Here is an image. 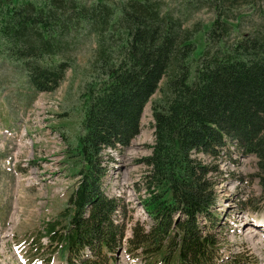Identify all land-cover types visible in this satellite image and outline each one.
Instances as JSON below:
<instances>
[{
    "label": "trees",
    "instance_id": "obj_1",
    "mask_svg": "<svg viewBox=\"0 0 264 264\" xmlns=\"http://www.w3.org/2000/svg\"><path fill=\"white\" fill-rule=\"evenodd\" d=\"M255 2L184 0L186 12L205 8L212 17L183 26L164 0H0V56L21 68L34 92L63 80L77 30L96 41L93 76L78 98L81 133L66 152L77 178L39 230L65 262L109 264L125 245L142 264H213L223 237L215 179L231 149L256 158L261 194L247 202L264 204V31L239 29ZM147 102L152 142L137 185L148 220L127 226L123 196L101 190L109 160L100 151L129 145Z\"/></svg>",
    "mask_w": 264,
    "mask_h": 264
},
{
    "label": "rangeland",
    "instance_id": "obj_2",
    "mask_svg": "<svg viewBox=\"0 0 264 264\" xmlns=\"http://www.w3.org/2000/svg\"><path fill=\"white\" fill-rule=\"evenodd\" d=\"M183 1L164 0V6L180 17L183 26L195 22L203 26L209 23L212 16L208 9L186 12ZM254 7L255 11L240 22L241 31H249L252 27H260L264 31V0H256ZM242 10L249 13L247 9ZM196 42L197 49H200L203 35H197ZM95 43L93 34L77 30L67 51L71 65L51 93L38 94L31 90L21 68L0 56V262L18 264L16 248L26 263L41 261L50 255L49 264H63L61 251L58 254L53 251L39 230L43 222L56 218L65 205L67 188L75 181L78 165H73L72 159L68 160L64 155L75 146L81 133L82 111L78 98L84 84L93 76L90 61ZM158 95L159 91H156L150 99ZM149 104L147 102L143 109L139 133L130 141L123 155L118 150L112 154L105 153V159L108 155L112 165L106 176L108 183L113 191L123 195L124 202L128 204L130 224L131 218H139L138 199L144 193L137 183L147 170L148 166L142 159L149 154L148 146L152 142ZM27 111L30 138L18 146L16 140L22 117ZM57 131L62 133V137ZM198 156L203 163L208 162L206 157ZM229 157L231 160L223 156L218 162L220 172L215 179L217 202L221 204L217 208L221 215L219 226L223 231L218 255L228 259L236 257V261L242 264H264V231L254 229L248 223H240L237 218L239 210L229 211L236 208L238 199L249 194L260 196L261 191L253 175L256 159L251 155L239 156L233 149ZM212 177L215 178L216 174L212 173ZM241 212L242 217L247 214L251 220L264 221L261 200H254ZM125 247L115 253L111 264H139L138 256L125 257Z\"/></svg>",
    "mask_w": 264,
    "mask_h": 264
},
{
    "label": "bare ground",
    "instance_id": "obj_3",
    "mask_svg": "<svg viewBox=\"0 0 264 264\" xmlns=\"http://www.w3.org/2000/svg\"><path fill=\"white\" fill-rule=\"evenodd\" d=\"M112 147H114V149H116V151L118 150L119 151V154H122L123 155V153H124V150L127 148V147H125V148H120V146H118V145H116V146H112ZM101 152V151H100ZM106 152H111L110 154H112L113 153V150L112 149H110V148H107V149H105L103 152H102V154H103V156H104V159H105V153ZM101 154V153H100ZM101 159H102V157H101ZM106 159H107V156H106ZM104 161V160H103ZM109 162V161H108ZM103 164V163H102ZM106 166V165H105ZM109 166V167H108ZM107 166V173H106V176L108 175V172H109V169L111 168V166L112 165H110V163H109V165ZM110 188V187H109ZM114 193V191H113V189H110V190H108V194H113ZM117 195L119 194L118 192L116 193ZM142 197V196H141ZM139 201V200H138ZM219 206H221V204H219ZM139 209H138V215H139V218L141 219V220H146L147 219V216H146V213L144 212V210H143V208L141 207V205H140V203H139ZM140 208H141V210H140ZM143 213H142V212Z\"/></svg>",
    "mask_w": 264,
    "mask_h": 264
}]
</instances>
